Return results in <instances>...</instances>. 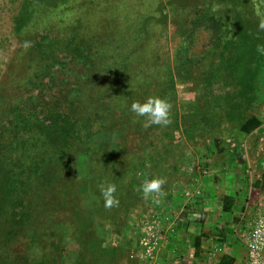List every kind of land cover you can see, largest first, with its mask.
<instances>
[{"label":"trees","instance_id":"trees-1","mask_svg":"<svg viewBox=\"0 0 264 264\" xmlns=\"http://www.w3.org/2000/svg\"><path fill=\"white\" fill-rule=\"evenodd\" d=\"M140 1L22 0L12 23L17 47L2 89L31 97H13L0 111V264L43 263L48 242L62 233L72 237L76 264L127 258L119 247H103L94 227L103 218L116 222L132 202L140 160L126 145L146 133L144 118L131 113L130 104L166 99L183 77L188 58L181 48L175 67L163 64L158 71L145 48L168 6L193 8V26L214 33L208 52L214 83L228 79L243 97L241 106H227L235 132L248 135L261 126L247 114L251 105L264 106V54L257 51L264 45L258 28L264 0ZM65 69L74 72L71 81L61 78ZM103 182L117 186V206H104ZM231 201L223 197L222 208Z\"/></svg>","mask_w":264,"mask_h":264},{"label":"rangeland","instance_id":"rangeland-1","mask_svg":"<svg viewBox=\"0 0 264 264\" xmlns=\"http://www.w3.org/2000/svg\"><path fill=\"white\" fill-rule=\"evenodd\" d=\"M185 1L192 5L191 0ZM21 2L0 0V111L13 97H31L2 89L5 69L17 47L12 23ZM150 2L154 1H140L144 5ZM164 3L168 6V1ZM140 6L136 11L141 10ZM192 10L175 11L168 6L161 24L150 29L145 48L152 64L158 62L156 71L163 64L174 68L179 48L180 56L188 58L179 71L183 77L177 78L173 93L166 98L171 104V123L166 127L144 126L146 134H141L139 140L128 139L132 142L126 145L127 150L140 160L139 167L134 168L132 202L116 222L103 218L96 220L94 227L103 247L125 251L127 258L119 261L122 264H243L244 237L264 211V106L251 105L247 114L260 119L259 128L248 135L235 132L238 125L227 116V106L242 100L240 88L224 78L214 83V56L208 53L214 47L210 46L214 33L193 26L197 23ZM67 69L61 71V78L71 81L74 72ZM26 103L30 105V99ZM157 177L165 178L161 192L144 198L141 185ZM226 196L232 201L224 210ZM179 205L187 207L181 217L177 215ZM181 218L186 221L182 230L177 225ZM149 221L155 228L148 233L145 226ZM167 222L171 223L168 229L164 227ZM149 234L158 247L145 260L141 242ZM56 239L48 242L45 262L35 264L77 263L69 233Z\"/></svg>","mask_w":264,"mask_h":264},{"label":"clouds","instance_id":"clouds-1","mask_svg":"<svg viewBox=\"0 0 264 264\" xmlns=\"http://www.w3.org/2000/svg\"><path fill=\"white\" fill-rule=\"evenodd\" d=\"M258 28L264 31V20H261L258 24ZM25 48L28 47V42L23 45ZM257 51L264 54V45H258ZM170 109L171 104L167 99L149 96L141 101H133L129 106V111L138 118H144V126L159 125L166 127L171 123L170 120ZM165 183V178L157 177L150 180L146 179L141 185V192L144 198H148L153 193H160L161 187ZM100 195L103 199L104 206L114 207L119 204L118 198L115 196L117 186L113 183L103 182L99 185Z\"/></svg>","mask_w":264,"mask_h":264},{"label":"built area","instance_id":"built-area-1","mask_svg":"<svg viewBox=\"0 0 264 264\" xmlns=\"http://www.w3.org/2000/svg\"><path fill=\"white\" fill-rule=\"evenodd\" d=\"M151 221L146 223L148 233L155 228ZM144 249V259L149 260L153 250L158 247V243L152 234L142 239ZM246 259L243 264H264V211L257 215L251 228L244 237Z\"/></svg>","mask_w":264,"mask_h":264},{"label":"crops","instance_id":"crops-1","mask_svg":"<svg viewBox=\"0 0 264 264\" xmlns=\"http://www.w3.org/2000/svg\"><path fill=\"white\" fill-rule=\"evenodd\" d=\"M179 206H180V205H179ZM179 206H178V207H179ZM184 212H185V213L187 212V207H184V205H183V206H180V209H179V212L177 213V215L181 217V216L183 215ZM178 216H177V217H178ZM166 218H167V216L164 218V220H165ZM181 221H182V222H179V224H177V225H178L179 229L182 230L183 227H185L186 221L183 222L182 218H181ZM176 222H177V221H176ZM164 224H165L164 227L166 226L167 229L171 227V223H168V222H167V223H164ZM178 231H179V230H178Z\"/></svg>","mask_w":264,"mask_h":264}]
</instances>
